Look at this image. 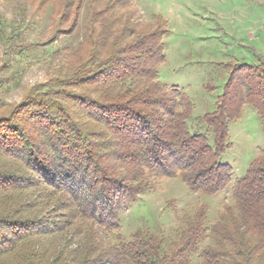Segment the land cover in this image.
I'll return each instance as SVG.
<instances>
[{
  "label": "trees",
  "instance_id": "obj_1",
  "mask_svg": "<svg viewBox=\"0 0 264 264\" xmlns=\"http://www.w3.org/2000/svg\"><path fill=\"white\" fill-rule=\"evenodd\" d=\"M19 1L5 0L17 22L0 16V264H264V147L242 178L219 160L245 106L264 135V60L233 65L214 111L192 121L185 93L158 78L161 17L140 22L135 0ZM48 7L47 37L28 41ZM54 57L47 82L5 102ZM175 177L207 198L230 187L229 202L209 225L201 205L166 238L123 241L125 208Z\"/></svg>",
  "mask_w": 264,
  "mask_h": 264
},
{
  "label": "rangeland",
  "instance_id": "obj_2",
  "mask_svg": "<svg viewBox=\"0 0 264 264\" xmlns=\"http://www.w3.org/2000/svg\"><path fill=\"white\" fill-rule=\"evenodd\" d=\"M135 9L140 22L149 23L154 15L166 22L165 62L158 69V78L161 84L185 93L193 105L192 121L214 111L233 65H252L258 57L264 60V0H135ZM51 10L48 7L44 17L34 16L36 24L26 33L28 41L47 37ZM17 11L14 3L0 0V16L9 27L13 19H19ZM81 13L82 24L85 7ZM59 62L54 57L31 64L20 87L5 102L20 103L28 89L49 80ZM228 136L230 147L219 160L233 169V179L242 178L264 147L260 119L252 108L245 106L241 117L228 125ZM229 191L230 187L207 198L190 192L177 177L155 180L153 190L125 208L118 233L123 241L138 231L166 238L177 229V220L201 205L207 208L209 225L229 202ZM191 264H200L198 257Z\"/></svg>",
  "mask_w": 264,
  "mask_h": 264
}]
</instances>
